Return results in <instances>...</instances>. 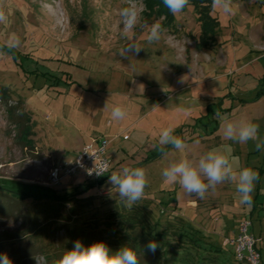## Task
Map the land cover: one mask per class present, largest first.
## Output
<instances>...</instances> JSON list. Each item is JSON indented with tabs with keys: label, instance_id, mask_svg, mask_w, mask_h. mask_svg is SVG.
<instances>
[{
	"label": "rangeland",
	"instance_id": "374dc122",
	"mask_svg": "<svg viewBox=\"0 0 264 264\" xmlns=\"http://www.w3.org/2000/svg\"><path fill=\"white\" fill-rule=\"evenodd\" d=\"M134 2L149 27L138 24L125 36L119 13L127 0H3L0 254H7L12 264H47L45 253L64 246L74 232L88 239L102 232L107 236L108 216L147 203L160 226H177L183 219L188 230H197L223 250L221 261L215 253H205V264H239L228 240L237 236L244 220L251 223L250 234L264 238V152L255 151L253 141L229 140L223 127L225 121H251L259 124L264 138V0H232L229 13L213 8L220 22L213 45L204 42L193 6L172 14L171 24L165 16L150 15L146 0ZM156 22L163 31L159 41L149 43ZM13 35L21 43L9 49ZM131 44L141 51L122 57ZM116 105L126 109L122 120L112 118ZM166 127L186 140V148H172L141 167L145 157L159 152ZM92 138L110 142L111 169L104 183L97 187L78 173L57 188L46 186L50 171L73 164ZM212 149L227 155L236 170L259 172L250 205L240 203L235 183L218 185L200 198L178 183L164 182L161 173L170 163L185 158L198 162ZM125 166L145 169L149 182L132 207L108 183L111 172ZM87 184L94 185L86 190ZM77 188L83 194L71 203L55 197ZM30 189L36 198L13 194ZM166 241L171 250H179L177 236ZM262 248L264 264V244ZM186 255H168L161 263L183 264L178 259ZM193 255L190 251L188 257Z\"/></svg>",
	"mask_w": 264,
	"mask_h": 264
},
{
	"label": "clouds",
	"instance_id": "9594fccd",
	"mask_svg": "<svg viewBox=\"0 0 264 264\" xmlns=\"http://www.w3.org/2000/svg\"><path fill=\"white\" fill-rule=\"evenodd\" d=\"M162 2L171 14L176 15L189 5L190 0H162ZM231 4L232 0H212V7L214 9L220 8L225 13L231 12ZM119 15L125 36L138 24L141 28L149 27L147 22L140 20L134 0H127V6L120 10ZM6 19L3 0H0V23ZM162 31L163 27L159 22L153 23L147 37L148 42L159 41ZM20 43V38L13 35L7 43V47L9 49L17 48ZM141 49L138 45L131 44L122 50L121 56L127 58L129 54H138ZM0 54L3 53L0 52ZM141 87L143 88V85L139 86V88ZM111 115L113 119L122 120L126 116V109L121 105H116L112 108ZM216 115L219 116L220 114L217 113ZM223 127L229 140L240 144L253 141L254 150L264 152V138L259 135V124L251 121H225ZM168 145L181 152L186 148L183 139L174 135L172 127L162 129L158 141L159 151L164 153ZM93 156L95 157V154ZM108 170L109 165L106 161H102L100 166L96 168L95 174L103 176ZM161 175L164 182L178 183L185 192L195 194L200 198H204L209 190L215 191L218 185L235 183L242 205L252 203L253 192L260 179L259 172L250 167L234 169L229 157L216 149L206 152L199 158L198 162L186 158L172 162L162 170ZM108 183L117 190L121 200L132 207L144 197L145 188L149 182L145 169L125 166L118 171H112ZM146 247L149 251L155 252L158 244L151 241ZM0 264H12V261L7 254H0ZM56 264H140V258L137 251L132 247L125 246L113 253L102 241L94 242L86 247L80 240H77Z\"/></svg>",
	"mask_w": 264,
	"mask_h": 264
},
{
	"label": "trees",
	"instance_id": "16d2710c",
	"mask_svg": "<svg viewBox=\"0 0 264 264\" xmlns=\"http://www.w3.org/2000/svg\"><path fill=\"white\" fill-rule=\"evenodd\" d=\"M146 5L150 9V15L160 14L159 16H165L171 24L174 22L173 15L168 11L167 8L164 7L162 0H146ZM189 5L193 6L194 10L198 14L199 23L202 30V38L204 42L209 45L215 44L217 41L216 37L219 33L220 22L216 17L212 15V0H190ZM182 139L184 142H186L184 138ZM172 148L173 147L170 145L165 148L164 153H162L161 151L150 153L143 159L141 163L142 165L140 166L143 167L145 165L158 161L166 153L171 151ZM104 180L105 177L99 183L100 186L104 183ZM93 185L87 184L85 189L88 190ZM78 189L79 188L75 189L73 193H70L68 195H56L55 197L62 202L71 203L78 197V195L83 194V191L79 192ZM13 194L23 199H34L37 195V193L33 192V190L31 189L28 191L21 190L13 192ZM22 194L26 196L24 197V195L22 196ZM50 197L52 196L50 195ZM153 218L155 219V222L153 221ZM175 218L179 217L175 216ZM107 221L106 231H109L107 233V236H105V234H103L102 232V234H99L98 238L88 239L86 237L79 236L77 232H74V234L70 236V241H68V243H66L64 246L56 248L52 253H50L51 251L45 253L47 264H56V262L62 257V255L73 247L74 242L77 240H80L86 247L94 242L102 241L109 247V249L113 253L125 246L132 247L137 251V254L140 258V264H162L161 260L166 258L168 255L177 257L178 255H180V253L187 254V258L180 257L178 259V262H182L183 264H205L204 261L206 259L204 255L207 252L215 253V257L217 258L216 260L221 261L223 250L217 246H214L213 244L207 243L204 236L201 235L197 230H194L193 228H189L191 231L188 230V228L186 227V222L183 219H181L180 224H176L177 226H174L172 222H169L171 224H168L165 227L160 226V220L155 218L154 212L150 210L149 203L145 205L134 206L128 212L124 210L115 212L107 217ZM151 221H153L154 223L152 224ZM114 224H116V226H114ZM175 236H177L180 240L178 251L171 250L169 242H163V239L169 240L170 237ZM142 241H144V244L146 246L151 241H155L158 245H161V248L159 250H156L158 251V254L156 256L149 257L148 252L150 253L151 251H149L147 247L144 248V246H142ZM263 244L264 242L259 243L256 246L257 252L261 255L260 264H263ZM165 248L166 250H164ZM190 251H194V255L189 258L188 255ZM144 256L146 258L143 259ZM17 264H30V262L22 260ZM165 264L168 263L165 262ZM222 264L231 263L229 260H222Z\"/></svg>",
	"mask_w": 264,
	"mask_h": 264
},
{
	"label": "built area",
	"instance_id": "2783aa9c",
	"mask_svg": "<svg viewBox=\"0 0 264 264\" xmlns=\"http://www.w3.org/2000/svg\"><path fill=\"white\" fill-rule=\"evenodd\" d=\"M109 145L110 142L104 138H92L82 146L73 164L57 165L50 171L46 186L57 188L62 185V182L68 176L80 173L95 182L97 187H100L99 183L109 174L111 169ZM93 154H95V157ZM102 161L107 162L109 170L105 175L97 176L95 170ZM250 226L251 223L249 221H242L239 225L237 236L228 240L229 245L234 248L236 260L239 264H260L261 255L257 252L256 246L264 242V238L250 234Z\"/></svg>",
	"mask_w": 264,
	"mask_h": 264
},
{
	"label": "crops",
	"instance_id": "0c3cea01",
	"mask_svg": "<svg viewBox=\"0 0 264 264\" xmlns=\"http://www.w3.org/2000/svg\"><path fill=\"white\" fill-rule=\"evenodd\" d=\"M190 206H192L194 203H192L191 201L188 203Z\"/></svg>",
	"mask_w": 264,
	"mask_h": 264
},
{
	"label": "bare ground",
	"instance_id": "6f19581e",
	"mask_svg": "<svg viewBox=\"0 0 264 264\" xmlns=\"http://www.w3.org/2000/svg\"><path fill=\"white\" fill-rule=\"evenodd\" d=\"M59 28H60V26H59Z\"/></svg>",
	"mask_w": 264,
	"mask_h": 264
}]
</instances>
